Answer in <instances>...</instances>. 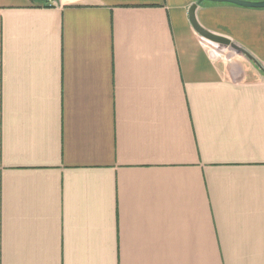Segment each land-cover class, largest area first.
Masks as SVG:
<instances>
[{"label": "crops", "instance_id": "crops-1", "mask_svg": "<svg viewBox=\"0 0 264 264\" xmlns=\"http://www.w3.org/2000/svg\"><path fill=\"white\" fill-rule=\"evenodd\" d=\"M197 1L0 0V264H264V9Z\"/></svg>", "mask_w": 264, "mask_h": 264}, {"label": "water", "instance_id": "water-1", "mask_svg": "<svg viewBox=\"0 0 264 264\" xmlns=\"http://www.w3.org/2000/svg\"><path fill=\"white\" fill-rule=\"evenodd\" d=\"M33 1L39 4H49V3H58L60 0H33ZM204 2L212 3V4H231V5H235V6L242 7V8H248V9H264V1L250 2V1H244V0H198L197 3L192 5L188 11L189 21L197 34H199L201 37H203L204 39L212 43L231 47L235 52L240 53L246 56L247 58H250L242 49L230 43L229 40L213 35L205 31L198 25L195 19V10L198 5Z\"/></svg>", "mask_w": 264, "mask_h": 264}, {"label": "trees", "instance_id": "trees-1", "mask_svg": "<svg viewBox=\"0 0 264 264\" xmlns=\"http://www.w3.org/2000/svg\"><path fill=\"white\" fill-rule=\"evenodd\" d=\"M33 1V0H31ZM33 3L37 4V5H40V6H48V5H51L50 3L49 4H39V3H36L35 1H33Z\"/></svg>", "mask_w": 264, "mask_h": 264}]
</instances>
